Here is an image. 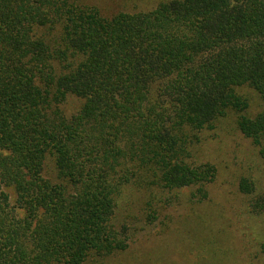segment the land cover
Here are the masks:
<instances>
[{"label": "trees", "instance_id": "1", "mask_svg": "<svg viewBox=\"0 0 264 264\" xmlns=\"http://www.w3.org/2000/svg\"><path fill=\"white\" fill-rule=\"evenodd\" d=\"M120 5L0 0V264L125 251L115 214L128 187L150 221L161 194L195 187L202 203L217 167L195 163L193 147L220 118L237 113L264 154V0ZM70 97L80 104L68 112ZM240 190L254 183L244 177Z\"/></svg>", "mask_w": 264, "mask_h": 264}, {"label": "rangeland", "instance_id": "2", "mask_svg": "<svg viewBox=\"0 0 264 264\" xmlns=\"http://www.w3.org/2000/svg\"><path fill=\"white\" fill-rule=\"evenodd\" d=\"M108 1L117 10L123 0ZM249 96L246 114H256L261 110L260 97L255 92ZM79 104V99L70 97L66 110L71 112ZM200 136L201 142L193 147V161L217 167L215 179L207 184L208 197L196 203L195 187L161 194L155 199L156 217H151L156 219L150 221L142 192L128 187L115 220L129 236V247L87 264H264V207L259 211L252 207L254 200L264 199V154L238 129L237 113L220 118ZM244 177L254 183L250 193L240 190ZM7 190L14 202L13 189ZM166 195L172 197L169 203ZM218 231L216 246L209 244L212 251L204 250L203 244Z\"/></svg>", "mask_w": 264, "mask_h": 264}]
</instances>
